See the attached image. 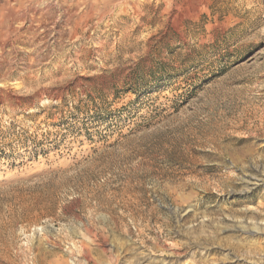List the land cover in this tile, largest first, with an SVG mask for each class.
<instances>
[{"label": "rangeland", "instance_id": "374dc122", "mask_svg": "<svg viewBox=\"0 0 264 264\" xmlns=\"http://www.w3.org/2000/svg\"><path fill=\"white\" fill-rule=\"evenodd\" d=\"M32 1L0 0V264H264V0Z\"/></svg>", "mask_w": 264, "mask_h": 264}, {"label": "bare ground", "instance_id": "6f19581e", "mask_svg": "<svg viewBox=\"0 0 264 264\" xmlns=\"http://www.w3.org/2000/svg\"><path fill=\"white\" fill-rule=\"evenodd\" d=\"M31 1L32 0H8L7 7L9 8L10 11L22 10V9L24 10L28 6L32 7V5H30V4H32L33 1H32V3H31ZM119 4L120 3H118L116 0H100V1H98V3H94L93 10L89 13V16L93 15V13H96V12L102 14V16H106L108 14V11H111L110 9L108 10V6L115 5V7H118ZM28 11H29V9H28ZM239 249H240L239 245L238 246H236V245L234 246V251L235 252H240Z\"/></svg>", "mask_w": 264, "mask_h": 264}]
</instances>
